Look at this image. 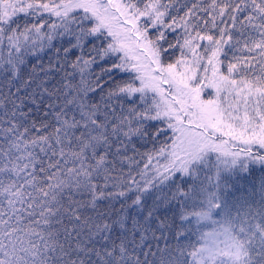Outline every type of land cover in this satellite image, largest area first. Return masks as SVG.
<instances>
[{
  "label": "snow or ice",
  "instance_id": "1",
  "mask_svg": "<svg viewBox=\"0 0 264 264\" xmlns=\"http://www.w3.org/2000/svg\"><path fill=\"white\" fill-rule=\"evenodd\" d=\"M0 264H264V0H0Z\"/></svg>",
  "mask_w": 264,
  "mask_h": 264
},
{
  "label": "rangeland",
  "instance_id": "2",
  "mask_svg": "<svg viewBox=\"0 0 264 264\" xmlns=\"http://www.w3.org/2000/svg\"><path fill=\"white\" fill-rule=\"evenodd\" d=\"M103 78V77H102Z\"/></svg>",
  "mask_w": 264,
  "mask_h": 264
}]
</instances>
